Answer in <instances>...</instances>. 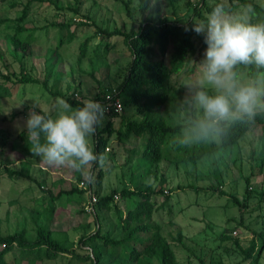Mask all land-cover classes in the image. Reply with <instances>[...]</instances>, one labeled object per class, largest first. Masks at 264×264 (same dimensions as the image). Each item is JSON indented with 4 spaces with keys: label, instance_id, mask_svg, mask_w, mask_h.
<instances>
[{
    "label": "rangeland",
    "instance_id": "rangeland-1",
    "mask_svg": "<svg viewBox=\"0 0 264 264\" xmlns=\"http://www.w3.org/2000/svg\"><path fill=\"white\" fill-rule=\"evenodd\" d=\"M128 1L130 15L126 13L124 2ZM191 6L198 0H152L150 17L163 13L171 19L186 20ZM217 1L207 0L208 5ZM264 7V0H253ZM139 0H3L0 3V229L3 234L26 229V237L35 239L36 225L45 224L56 206H61L74 215L80 205L86 210L88 228L69 227L67 230H55L52 235L67 249L85 255L87 246H80L78 239L82 234L96 228L89 198L96 199L116 191L114 203L122 211L131 208L138 196L122 199L119 191L123 187H133L141 181L143 186L163 193L153 195L156 210L152 218L161 226V232L167 237L182 233L184 250L171 244L175 250L178 264H264V249L255 262L246 259L235 244L237 238L240 247L246 248L252 237L260 243V232L264 233V146L259 138V130L248 131L232 147H222L215 135L216 148L205 153L195 161L178 162L173 158H163L152 164L141 157L147 135L131 136L124 142L117 140L114 132L109 139L105 152L106 166L101 184L95 180L99 168L93 171L91 190H88V178L70 168L72 178L52 172L35 157L30 144L23 143L18 133L26 127V121L35 102L37 109L55 117V101L58 93L65 97L83 100H95L105 91L116 88L122 81L129 63L131 52L121 35L108 34V31L121 29L128 32L132 24H139ZM28 4L27 14L20 19L23 6ZM246 7L238 5L230 11L239 16ZM154 9V10H153ZM156 9L159 10L155 11ZM207 16L208 13H205ZM249 22L261 23L258 16L248 14ZM6 19V20H3ZM200 21V20H197ZM68 23L69 31L74 33L70 41L60 44L61 35L67 37L68 30L59 24ZM22 28V29H18ZM27 29V30H24ZM33 36L30 39L28 35ZM24 43L25 52L16 48L13 36ZM88 39L84 56L80 55V44ZM195 52L188 64L178 73L170 76L169 93L171 101L160 109L170 122L185 120L184 105L188 113L197 116L192 104V92L187 85L194 84L200 75V65L207 47H202L194 38ZM153 58L159 57L154 48ZM40 82H18L22 75ZM241 83L253 81L245 69L238 72ZM257 80L264 81V75ZM105 92V93H106ZM61 98V97H60ZM74 108V107H73ZM75 109V108H74ZM135 106L122 107L113 121L115 129H123V123L137 118ZM109 116L105 114L101 129ZM183 135L174 142L181 141ZM92 147L93 137L91 138ZM193 144V143H192ZM192 144H187L190 147ZM133 152H129V148ZM173 153L176 147L171 148ZM163 151H167L163 146ZM7 166L22 172L24 176L9 177L3 171ZM147 172L146 178H141ZM131 177H134L132 180ZM82 183H77L78 179ZM77 179V180H76ZM151 179V183H146ZM248 179V182H247ZM85 189L82 193L61 195L52 202L49 192L77 185ZM191 185V186H189ZM249 190V193L247 192ZM95 192V193H94ZM165 195L169 198L166 199ZM234 195L243 207L232 202ZM239 206V205H238ZM69 218L72 216H68ZM67 218V217H66ZM100 223L103 233L110 231L119 236L113 227L118 217L114 210L100 211ZM60 222L64 220L59 217ZM64 223V222H63ZM64 225V224H63ZM65 226V225H64ZM114 229H113V228ZM222 233H232L230 239L222 238ZM70 253L60 254L52 260L25 257L14 248L6 255L8 264H89L70 257ZM147 264H161L157 256L145 257ZM102 264H135L114 260L108 263L104 257Z\"/></svg>",
    "mask_w": 264,
    "mask_h": 264
},
{
    "label": "trees",
    "instance_id": "trees-1",
    "mask_svg": "<svg viewBox=\"0 0 264 264\" xmlns=\"http://www.w3.org/2000/svg\"><path fill=\"white\" fill-rule=\"evenodd\" d=\"M1 1L3 0H0V3ZM220 2H224L229 11L234 10L238 5L245 7L250 5L253 10L251 16H258L259 21L264 23V7L253 0L217 1L211 5H208L207 0H198L193 6L187 1V5L191 8V13L184 21L171 19L163 13H158L156 17H150L152 0H139L137 6L140 16L138 26L135 27L132 24L128 32L121 29L107 32L110 35L117 34L123 37L132 58L121 83L116 88H113L114 91L109 89L101 96L95 97V101L100 102L105 107L109 106L106 112L109 119L101 129H97V134L93 137L94 151L96 153L105 156L109 139L114 132H116L119 142H124L131 136H135L138 139V136L147 135L145 145L140 154L143 159L152 164L160 162L163 158H173L178 162L195 161L216 148V143L213 139L193 143L190 147L181 144L180 141L174 142L176 137L183 134L196 115L193 112L192 114L188 113L187 106L184 105L185 115L182 120H185V122L172 123L169 117L167 118L161 113L160 109L166 102L171 101L169 93L170 76L183 70L188 64L189 58L195 52L194 38L199 40L202 47H207L202 35L186 31V28H191L193 22H197V20L205 19V13L209 14L215 4ZM124 6L126 13L130 15L128 1L124 2ZM27 8L28 4H25L20 19L25 18ZM155 11L159 12L158 9ZM59 25L67 30L69 29L68 23H60ZM24 30L27 29L24 28ZM66 35L67 37L61 35L60 44L64 41H70L74 37V33L69 30ZM28 37L33 39L30 34ZM13 42L16 48H21L25 52L24 43L16 35L13 36ZM87 42L88 39L86 38L80 44L81 56H84ZM154 48L159 52V57L156 59L153 58ZM241 69H245L247 76L253 80H257L259 76L264 75V68H257L255 65L246 66L241 64L235 70L238 73ZM29 81L40 82L24 74L18 78L20 83ZM262 84H264V81ZM106 94H110V99L112 100L118 98L122 103V107L127 104L134 105L138 117L125 121L123 129H115L112 119L118 115V112H115L108 105ZM54 95L67 100L74 108H80L84 105L83 100L65 97L62 93ZM1 96L3 95L0 93ZM36 111L39 112L40 109H36ZM43 113L45 112L43 111ZM250 130H259V138L264 146V109H258L253 118L244 116L222 124L220 132L216 135L218 144L222 147H232ZM17 136L23 143L29 144L26 127ZM164 145L167 151H163ZM173 147H176V151H182V153H173L171 149ZM129 150V152H133L132 147ZM96 168L99 169L95 180L98 184H101L104 171L100 167H95L91 170L92 174ZM49 169L54 173L64 175L68 179L73 177L72 171L66 172L62 168ZM3 171L9 177L24 176L22 172L7 166L3 167ZM146 177L147 172L141 176V178ZM93 179V175L88 179V190H91ZM131 179L133 180L134 177H131ZM78 180L77 183H82L81 181H83L80 178ZM47 191L49 192V199L55 202L61 195L82 193L85 189L77 184L68 188L58 189L56 192ZM247 192L249 193V190ZM157 193H163L162 189L154 190L148 185L143 186L142 180L134 182L132 188L123 187L119 191L122 199L133 195L138 196L135 205L125 211H122L114 203L115 190L106 195L97 196L95 201H92L90 197L89 204L96 221V228L89 233L82 234L78 239L80 246H87L89 249V253L85 255L70 251L52 235L55 230H67L69 227L88 228L90 222L86 220V210L83 205L79 206L74 215H70L66 208H55L51 216L47 217L45 224L36 225V236L33 240L27 239L26 229L24 228L7 234H3L0 229V264H8L6 255L14 248L19 249L25 257L43 260H52L60 254L70 253V257L79 261H88L89 264H102L104 257L108 258V263L118 260L135 264H147L148 261L145 257L154 256L160 259L161 264H178L177 251L175 252L172 249L171 244L177 245V247L184 250H187L188 247L183 242L181 232H178L175 237L167 238L161 232L160 224L153 220L152 215L157 207L152 198ZM231 197L233 204L237 207L242 208L244 206L234 195H231ZM165 198L168 199L169 196L165 195ZM111 210H114L118 217L113 227L115 226L118 230L119 236L112 235L110 231L103 233L102 230L99 212ZM60 216L62 219L64 218L62 222L59 220ZM68 216L72 217L69 218ZM222 236L224 239H230L232 233H222ZM258 238L261 239L260 243L252 237L246 248L240 247L237 238L234 239V242L246 259H252L256 262L264 249V233L260 232ZM199 260L201 264H205L201 258ZM66 264H72L71 260H68Z\"/></svg>",
    "mask_w": 264,
    "mask_h": 264
},
{
    "label": "clouds",
    "instance_id": "clouds-1",
    "mask_svg": "<svg viewBox=\"0 0 264 264\" xmlns=\"http://www.w3.org/2000/svg\"><path fill=\"white\" fill-rule=\"evenodd\" d=\"M253 10L246 6L241 15L230 13L226 4H215L205 19L193 22L186 31L204 37L207 48L194 84L192 104L197 116L184 131L181 144L210 140L222 124L244 116L255 117L264 109V84L260 80L241 83L238 65L264 68V23L249 22ZM35 102L27 121L30 150L49 168H70L88 178L95 167L103 168L107 160L93 150L91 138L103 123L107 108L95 100L73 108L67 100L57 97L55 117L36 111ZM146 183H151V179Z\"/></svg>",
    "mask_w": 264,
    "mask_h": 264
},
{
    "label": "built area",
    "instance_id": "built-area-1",
    "mask_svg": "<svg viewBox=\"0 0 264 264\" xmlns=\"http://www.w3.org/2000/svg\"><path fill=\"white\" fill-rule=\"evenodd\" d=\"M114 91V89H113ZM106 98L108 99V105H110L113 110L115 112H120L122 110V103L120 102V100L118 98L115 99H110L111 96L110 94H106ZM109 106H107L106 108H108ZM96 199H92V201H95Z\"/></svg>",
    "mask_w": 264,
    "mask_h": 264
},
{
    "label": "crops",
    "instance_id": "crops-1",
    "mask_svg": "<svg viewBox=\"0 0 264 264\" xmlns=\"http://www.w3.org/2000/svg\"><path fill=\"white\" fill-rule=\"evenodd\" d=\"M61 206H56V208H60ZM52 214V213H51ZM49 216H51V215H49ZM49 216H47V217H49Z\"/></svg>",
    "mask_w": 264,
    "mask_h": 264
}]
</instances>
